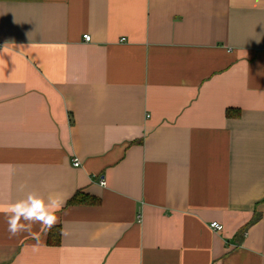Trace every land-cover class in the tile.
<instances>
[{
    "label": "crops",
    "instance_id": "crops-1",
    "mask_svg": "<svg viewBox=\"0 0 264 264\" xmlns=\"http://www.w3.org/2000/svg\"><path fill=\"white\" fill-rule=\"evenodd\" d=\"M30 191L60 242L0 211V264H264V0H0V209Z\"/></svg>",
    "mask_w": 264,
    "mask_h": 264
},
{
    "label": "clouds",
    "instance_id": "clouds-1",
    "mask_svg": "<svg viewBox=\"0 0 264 264\" xmlns=\"http://www.w3.org/2000/svg\"><path fill=\"white\" fill-rule=\"evenodd\" d=\"M64 201L49 194L47 199L36 191H30L25 198L0 209L5 214L10 238L21 232H31V226L39 224L42 231L51 230L59 221L56 215ZM23 221V222H22Z\"/></svg>",
    "mask_w": 264,
    "mask_h": 264
},
{
    "label": "trees",
    "instance_id": "trees-1",
    "mask_svg": "<svg viewBox=\"0 0 264 264\" xmlns=\"http://www.w3.org/2000/svg\"><path fill=\"white\" fill-rule=\"evenodd\" d=\"M230 112H228L229 114ZM69 205H99L100 204V200L98 198L89 196L87 194L78 192L75 194V196L69 201L68 203ZM51 236H53V240L51 241V244L53 245H58L60 242V232L59 230H51L50 232ZM55 234V235H54Z\"/></svg>",
    "mask_w": 264,
    "mask_h": 264
},
{
    "label": "built area",
    "instance_id": "built-area-1",
    "mask_svg": "<svg viewBox=\"0 0 264 264\" xmlns=\"http://www.w3.org/2000/svg\"><path fill=\"white\" fill-rule=\"evenodd\" d=\"M83 39L85 40V42H90L91 41V36L86 34L83 36ZM74 166L75 167H79L80 166V162L79 160H74ZM102 185H104V181L102 180L101 182ZM211 228H213L216 232H222L223 231V226L221 224H219L218 222H213L211 224Z\"/></svg>",
    "mask_w": 264,
    "mask_h": 264
}]
</instances>
